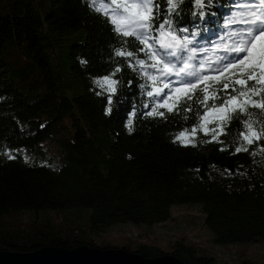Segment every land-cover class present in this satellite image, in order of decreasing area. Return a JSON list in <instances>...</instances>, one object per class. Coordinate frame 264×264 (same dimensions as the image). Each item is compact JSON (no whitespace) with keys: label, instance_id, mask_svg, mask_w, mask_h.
Here are the masks:
<instances>
[{"label":"trees","instance_id":"16d2710c","mask_svg":"<svg viewBox=\"0 0 264 264\" xmlns=\"http://www.w3.org/2000/svg\"><path fill=\"white\" fill-rule=\"evenodd\" d=\"M241 1L207 0L201 10L185 0L179 17L173 14V27H187L183 35L198 33L194 46L204 49L230 32L228 20ZM159 4L157 15L165 16V0ZM89 5L90 0H0V250L96 246L86 241L85 230L66 231L48 218L23 226L5 221L17 212L57 211L62 217L85 210L89 228L100 231L117 223H165L172 207L184 203L200 206L216 244L264 239V139L235 153L244 129L234 119L219 138L223 143L202 142L210 136L199 131L195 147L175 142L180 131L196 126L195 98L173 113L160 109L164 118L147 117L154 104L146 94L151 87H140L144 78L126 61L117 63L114 49L121 38ZM117 66L118 91L109 105L96 81ZM73 76L84 89L70 96ZM188 104L194 111L185 120ZM195 242L177 238L168 252L141 243L133 251L217 264Z\"/></svg>","mask_w":264,"mask_h":264},{"label":"snow or ice","instance_id":"6c2138e0","mask_svg":"<svg viewBox=\"0 0 264 264\" xmlns=\"http://www.w3.org/2000/svg\"><path fill=\"white\" fill-rule=\"evenodd\" d=\"M165 3V16L157 15L159 0H90L89 6L102 14L105 22L112 25L110 30L121 38V46L114 49L115 57L121 58L117 63L126 61L127 68L138 71L144 78L145 84L140 87H151L146 94L154 104L145 114L147 117L164 118L166 113L160 109L173 113L181 103L195 98L199 105L195 109L196 126L180 131L175 142L195 147L199 131L210 136L208 141L202 142L223 143L219 138L227 134V127L235 119L244 130L238 133L240 144L234 151H248V145L264 139V0H250L238 6L244 11L230 24L239 23L244 27L228 33L230 43L221 37V42L214 45V50L223 55L199 60L197 56L207 49L194 46L198 33L183 35L187 27L179 31L173 27V14L179 17L178 9L185 0H165ZM194 3L203 10L207 0H194ZM204 15L203 11L197 13L198 17ZM156 20L160 22L154 24ZM140 54L144 58H140ZM121 71L117 66L111 75L96 81L108 93L109 105L118 91L119 81L114 77ZM250 108L258 111H249ZM193 111V106L188 104L184 119ZM107 112L111 114L112 108ZM132 124L129 119V132L133 130ZM7 155L9 159L15 158L10 153Z\"/></svg>","mask_w":264,"mask_h":264},{"label":"rangeland","instance_id":"374dc122","mask_svg":"<svg viewBox=\"0 0 264 264\" xmlns=\"http://www.w3.org/2000/svg\"><path fill=\"white\" fill-rule=\"evenodd\" d=\"M245 1V0H244ZM250 2L248 0L245 4L241 2L240 5H246ZM241 7L235 9V17H231L228 23L232 20L240 18ZM232 30L238 31L244 26L239 23H231ZM226 34L224 36L225 42L230 43ZM220 40L213 42L207 49L199 55V59L215 58L217 55H223L222 52L214 50V45L220 43ZM77 77H71L70 81L74 84L73 89L68 91V95L72 96L84 89L82 84H76ZM50 215V216H49ZM49 215L45 213L35 215L32 212L24 211L14 213L12 217L5 218L6 222L13 221L19 226L37 220L39 224L51 219L54 224L59 227H64L66 231H86L84 234L86 241H90L96 246L106 247L111 245L113 247L124 248L129 247L132 251L137 249L141 243H149L161 247L165 252L172 249V244L177 238H186L187 242L196 241L199 251L201 253H208L214 255L217 264H243V260L255 261L264 264V239L254 242L234 243V244H216L212 237L211 230L205 225L204 214L198 204L184 203L174 205L172 207V218L161 224H155L148 227L144 224L134 222L117 223L108 226L100 231H95L89 228L87 216L89 212L72 211V213L65 212L61 214L57 211H52ZM64 220V222H63ZM190 241H188V240Z\"/></svg>","mask_w":264,"mask_h":264},{"label":"water","instance_id":"95a60500","mask_svg":"<svg viewBox=\"0 0 264 264\" xmlns=\"http://www.w3.org/2000/svg\"><path fill=\"white\" fill-rule=\"evenodd\" d=\"M0 264H194L173 255L148 257L118 247L45 245L29 252L0 250Z\"/></svg>","mask_w":264,"mask_h":264},{"label":"bare ground","instance_id":"6f19581e","mask_svg":"<svg viewBox=\"0 0 264 264\" xmlns=\"http://www.w3.org/2000/svg\"><path fill=\"white\" fill-rule=\"evenodd\" d=\"M219 4H221V3H219ZM184 17V16H183ZM181 19V18H180Z\"/></svg>","mask_w":264,"mask_h":264}]
</instances>
